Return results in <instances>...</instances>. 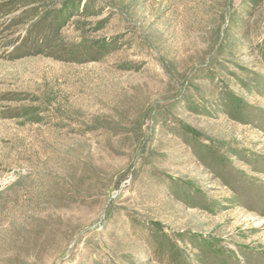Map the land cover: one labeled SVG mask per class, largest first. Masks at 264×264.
I'll return each mask as SVG.
<instances>
[{"label":"rangeland","instance_id":"rangeland-1","mask_svg":"<svg viewBox=\"0 0 264 264\" xmlns=\"http://www.w3.org/2000/svg\"><path fill=\"white\" fill-rule=\"evenodd\" d=\"M0 264H264V0H0Z\"/></svg>","mask_w":264,"mask_h":264}]
</instances>
